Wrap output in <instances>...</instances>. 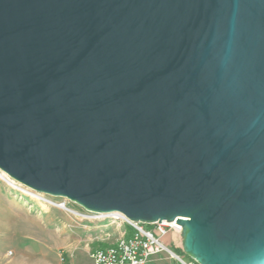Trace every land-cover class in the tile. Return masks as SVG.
I'll return each instance as SVG.
<instances>
[{
    "label": "water",
    "instance_id": "1",
    "mask_svg": "<svg viewBox=\"0 0 264 264\" xmlns=\"http://www.w3.org/2000/svg\"><path fill=\"white\" fill-rule=\"evenodd\" d=\"M0 170L264 264V0H0Z\"/></svg>",
    "mask_w": 264,
    "mask_h": 264
},
{
    "label": "rangeland",
    "instance_id": "2",
    "mask_svg": "<svg viewBox=\"0 0 264 264\" xmlns=\"http://www.w3.org/2000/svg\"><path fill=\"white\" fill-rule=\"evenodd\" d=\"M121 228L110 217H97L66 198L35 192L8 175L0 177V264H59L61 254L68 256V264H87L89 253L110 244L113 238L106 237L118 236ZM163 241L168 247L182 246L180 234Z\"/></svg>",
    "mask_w": 264,
    "mask_h": 264
},
{
    "label": "built area",
    "instance_id": "3",
    "mask_svg": "<svg viewBox=\"0 0 264 264\" xmlns=\"http://www.w3.org/2000/svg\"><path fill=\"white\" fill-rule=\"evenodd\" d=\"M58 205L67 208L64 202ZM106 216L122 228L114 242L92 252V264H150L153 259L165 261L166 264H199L176 245H165V236L180 234L181 228L174 221L143 223L130 221L118 213ZM66 260L65 254L59 256V264H66Z\"/></svg>",
    "mask_w": 264,
    "mask_h": 264
},
{
    "label": "crops",
    "instance_id": "4",
    "mask_svg": "<svg viewBox=\"0 0 264 264\" xmlns=\"http://www.w3.org/2000/svg\"><path fill=\"white\" fill-rule=\"evenodd\" d=\"M119 236V235H118ZM118 236H115V237H106V238H113L112 239V241H110L109 243H112V242H114L117 238H118ZM91 253V252H90ZM90 253H89V261H88V263L87 264H92V259H91V255H90ZM7 254H10V256L11 255H13V251L11 252V251H9V252H7ZM71 256H72V254H71ZM66 259H67V264H68V256L66 255ZM157 262H160V261H158V259H153V260H151L150 261V264H155V263H157ZM164 262V264H166V262L165 261H163ZM23 263V262H22ZM25 264H28V263H30V262H24ZM69 264H70V261H69Z\"/></svg>",
    "mask_w": 264,
    "mask_h": 264
},
{
    "label": "bare ground",
    "instance_id": "5",
    "mask_svg": "<svg viewBox=\"0 0 264 264\" xmlns=\"http://www.w3.org/2000/svg\"><path fill=\"white\" fill-rule=\"evenodd\" d=\"M4 175H6L3 171L0 170V177L4 178ZM106 214L105 213H96V216H101L104 217Z\"/></svg>",
    "mask_w": 264,
    "mask_h": 264
},
{
    "label": "trees",
    "instance_id": "6",
    "mask_svg": "<svg viewBox=\"0 0 264 264\" xmlns=\"http://www.w3.org/2000/svg\"><path fill=\"white\" fill-rule=\"evenodd\" d=\"M179 250H181V251H182V247H181V248H179Z\"/></svg>",
    "mask_w": 264,
    "mask_h": 264
}]
</instances>
